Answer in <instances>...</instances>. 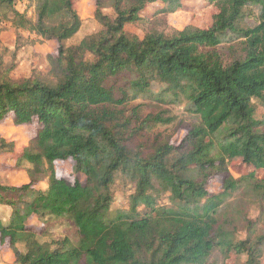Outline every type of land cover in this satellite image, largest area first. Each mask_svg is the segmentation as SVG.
I'll return each mask as SVG.
<instances>
[{
  "label": "trees",
  "instance_id": "obj_1",
  "mask_svg": "<svg viewBox=\"0 0 264 264\" xmlns=\"http://www.w3.org/2000/svg\"><path fill=\"white\" fill-rule=\"evenodd\" d=\"M15 1L0 0V17L10 12L15 28L60 45L51 64L53 80L0 75V121L10 115L15 125L34 119L39 124L15 163L30 165L28 182L0 183V206L10 207L7 220L0 219V240L16 262L207 264L216 252L262 264L264 230L255 233L256 223L238 202L240 196L258 201L264 215V118L256 119L253 103L264 108V0H204L216 8L208 27L188 25L172 34L150 30L142 38L126 25L174 13L182 0H110L112 17L97 0L101 30L70 47L63 42L81 26L73 0H30L33 20L14 8ZM156 3L164 6L151 10ZM245 8L256 10L255 25H242ZM236 42L243 43L241 50L224 62L218 46ZM85 53L92 59H83ZM156 83L162 85L157 101L183 100L199 122L178 145L163 142L146 150L128 142L137 113L125 116L119 107L152 95ZM13 149L0 138V153ZM67 159L83 182L56 176L53 162ZM235 159L251 171L235 178L228 168ZM46 175V187L37 189ZM215 177L220 192L210 194L206 184ZM118 178L133 184L134 193L129 208L113 215L111 186ZM165 194L167 203L160 204ZM30 217L68 220L76 243L41 241L25 223ZM241 222L245 236L239 239Z\"/></svg>",
  "mask_w": 264,
  "mask_h": 264
},
{
  "label": "rangeland",
  "instance_id": "obj_2",
  "mask_svg": "<svg viewBox=\"0 0 264 264\" xmlns=\"http://www.w3.org/2000/svg\"><path fill=\"white\" fill-rule=\"evenodd\" d=\"M102 3V12L109 16H113V9L109 7L110 0H100ZM164 5L156 3L151 10L161 9ZM97 0H73V8L76 10L81 19V26L77 33L71 38L63 42L64 47L77 46L85 37L90 36L99 30L101 26L95 18ZM14 8L18 12H25L27 17L34 18V3L30 0H16ZM216 8L212 4H207L204 0H182V8L170 14H157L151 18L144 17L133 24H127L125 29L130 34L137 35L142 38L147 31L156 30L165 34H172L175 31L182 30L190 25L199 28H206L212 22L213 14ZM242 25L250 27L256 23V10L244 9V16L241 19ZM13 16L10 12L5 13L4 17H0V75L9 74L14 80H22L28 77H38L46 80H53L52 60L58 54L59 43L55 40H46L41 36L24 28H15L12 24ZM243 43L236 42L233 44H222L218 46V52L222 60L228 61L231 53L240 51ZM79 53V52H78ZM82 57V54H78ZM83 59L91 60L92 56L88 53L83 54ZM160 83L153 84L152 95L140 96L131 100L128 105L122 108L125 116L136 114L132 118V146H142L143 149L151 150L159 143L169 142L176 146L181 139L187 134L188 130L196 123L199 118L190 114L185 109L183 100L175 102H159L155 99V94L160 90ZM255 117L256 119L264 118V108L261 103L254 99ZM155 117L170 119L169 122L156 121ZM39 124L36 119L31 123L15 125L11 116L7 115L0 121V138L7 143L14 145L13 151H2L0 153V183L20 186L28 182L26 169L30 165L26 162L19 168L15 165L16 158L22 153V150L30 145V141L35 137ZM264 131V124L260 126ZM54 171L57 177H64L71 181L77 177L81 182L85 177L81 173L74 171V163L71 159L55 160L53 162ZM228 168L231 174L238 178L249 171L251 168L241 163L239 159L228 162ZM259 172V176H263V172ZM49 176H45L38 180L37 189H44L48 183ZM206 189L210 194L220 192V183L217 177L210 179L206 184ZM113 196V204L111 213L116 215L120 210H127L130 205L131 196L134 193L133 184L126 180L118 178L111 186ZM165 194L160 196L159 203H167ZM240 196V195H239ZM239 208L245 216L256 223L257 230L260 233L264 230V215L260 214V202L246 201L242 196L239 199ZM10 207L0 206V219L2 222L7 220ZM27 226L34 231L39 232L41 241L61 240L67 238L72 243H76L77 236L75 228L64 218L47 217L45 221H39L36 217H30L25 222ZM238 238L245 236V229L242 222L237 224ZM18 248L23 250L24 247L18 244ZM245 255L236 258L230 255L223 258L219 253H213L207 264H242ZM0 264H18L15 260L13 250L6 241L0 240ZM264 264V256L262 259Z\"/></svg>",
  "mask_w": 264,
  "mask_h": 264
}]
</instances>
